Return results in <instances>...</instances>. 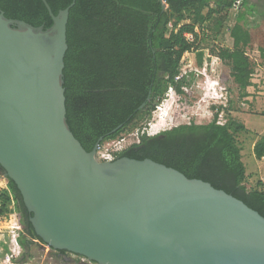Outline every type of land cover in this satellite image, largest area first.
Segmentation results:
<instances>
[{
	"label": "water",
	"instance_id": "obj_1",
	"mask_svg": "<svg viewBox=\"0 0 264 264\" xmlns=\"http://www.w3.org/2000/svg\"><path fill=\"white\" fill-rule=\"evenodd\" d=\"M42 1L47 29L0 12V167L43 245L95 264H264V218L240 200L148 159L98 162L103 137L82 148L63 88L74 0L57 15Z\"/></svg>",
	"mask_w": 264,
	"mask_h": 264
},
{
	"label": "trees",
	"instance_id": "obj_2",
	"mask_svg": "<svg viewBox=\"0 0 264 264\" xmlns=\"http://www.w3.org/2000/svg\"><path fill=\"white\" fill-rule=\"evenodd\" d=\"M45 2L57 15L73 0ZM236 2L243 11L237 12L229 31L231 47L206 50L208 58L215 57L228 67L239 97L246 98L253 74L246 49L257 44L264 58V14L248 0H74L66 27L63 88L66 122L82 148L90 152L100 137L103 141L99 147L131 130L136 123L148 124L168 90L183 94L182 89L191 82L187 77L192 76L182 75L183 58L201 46L196 27L203 32L205 24L212 21L218 32ZM0 12L7 19L32 27L47 29L52 24L42 0H0ZM186 14L191 21L186 22ZM216 14L221 16L216 19ZM253 15L259 21L251 27L248 19ZM184 35H190L192 41ZM224 110L227 109L218 108L207 125L189 123L154 136L142 134L137 143L117 153L113 161L151 160L188 179L209 183L264 218V186L257 183L247 189L244 184L245 167L236 140L244 126L234 120L220 124L218 115ZM118 126L121 128L111 133ZM252 152L256 160L264 158V136L254 144ZM3 174L0 167L6 188L0 189V217L12 201L21 226L16 243L22 250L30 248L34 241L43 244L32 229L31 214L18 189ZM6 250L4 247L5 254ZM64 253L57 252L61 257ZM25 255L21 256L22 264Z\"/></svg>",
	"mask_w": 264,
	"mask_h": 264
},
{
	"label": "rangeland",
	"instance_id": "obj_3",
	"mask_svg": "<svg viewBox=\"0 0 264 264\" xmlns=\"http://www.w3.org/2000/svg\"><path fill=\"white\" fill-rule=\"evenodd\" d=\"M249 4L257 11L264 14V0H248ZM214 10L217 7L210 6ZM243 8L236 4L227 11L222 27L215 31L213 22H207V28L202 32L196 27L200 39V49L203 50L201 57L200 49L193 53L185 54L182 65V75H189L190 85L184 87L183 94L177 95L173 90H168L162 102L155 108L152 119L145 126L143 122L134 124L127 132L118 135L111 141H106L96 152L98 162L113 161L115 155L130 145L137 143L142 134L154 136L179 125L194 123L197 125L209 124L217 109L222 107L227 110L218 115L220 124L228 120H234L244 126V131L236 135L237 145L240 148L241 160L245 167L244 184L247 189L254 188L257 183L264 186V158L256 160L252 148L254 144L264 136V58L260 56L257 44L246 49L249 59L252 78L251 85L247 89L248 96L240 98L236 86L229 77V69L217 58H208L206 48L224 46L231 47L232 40L229 36L230 28L235 23V16ZM206 10L204 11V13ZM186 22L190 15L186 14ZM216 14V19L220 17ZM249 17V16H248ZM213 19V18H212ZM259 17H249L248 24L257 25ZM250 27V28H251ZM0 189L5 190V181L0 178ZM8 211L0 217V264H22L21 256L25 253L23 264H78L88 262L82 257L67 253L68 260L58 256L57 252L50 250L45 245L34 241L30 248L22 250L16 243L21 233L18 217L13 212L12 201L7 203ZM16 239V242L14 241ZM6 247V253L4 251Z\"/></svg>",
	"mask_w": 264,
	"mask_h": 264
},
{
	"label": "flooded vegetation",
	"instance_id": "obj_4",
	"mask_svg": "<svg viewBox=\"0 0 264 264\" xmlns=\"http://www.w3.org/2000/svg\"><path fill=\"white\" fill-rule=\"evenodd\" d=\"M51 250V249H50ZM55 252H58V251H55ZM57 255V257L59 256L58 254H56ZM68 254L67 253H64V255L62 256L63 257V259L65 260V261H69L68 260V256H67ZM61 257V256H60ZM83 259V258H82ZM84 262V261H83ZM82 261L81 262H79L78 264H87V263H83Z\"/></svg>",
	"mask_w": 264,
	"mask_h": 264
},
{
	"label": "built area",
	"instance_id": "obj_5",
	"mask_svg": "<svg viewBox=\"0 0 264 264\" xmlns=\"http://www.w3.org/2000/svg\"><path fill=\"white\" fill-rule=\"evenodd\" d=\"M236 4H239V2H236ZM235 4V6H236ZM186 37L187 40L192 41V37L190 35H184ZM14 241L16 242V240L14 239Z\"/></svg>",
	"mask_w": 264,
	"mask_h": 264
}]
</instances>
